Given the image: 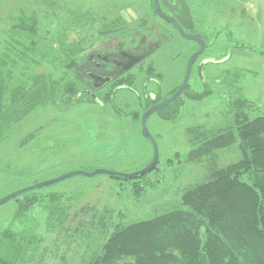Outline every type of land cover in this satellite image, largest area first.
Returning a JSON list of instances; mask_svg holds the SVG:
<instances>
[{
	"label": "rangeland",
	"instance_id": "obj_1",
	"mask_svg": "<svg viewBox=\"0 0 264 264\" xmlns=\"http://www.w3.org/2000/svg\"><path fill=\"white\" fill-rule=\"evenodd\" d=\"M186 1L194 17L192 22L195 26L192 27L186 26L179 12L168 10L162 0L159 4L161 11L175 18L186 33L203 37L206 47L192 66L188 92L202 93L210 89L212 95L201 101H192L182 94L181 101L172 106L176 111L173 120H162L159 113L148 119L147 129L157 144L159 158L155 171L146 177L148 182L140 183L142 191L135 189L131 181L116 180L106 175H75L34 190L41 195L59 193L73 199L63 231L45 230L44 214L38 209L33 211L39 225L35 232L41 240L35 253L39 264H81L95 250L97 240L83 242L73 233L69 232L71 237L67 233L75 227L76 219L72 218L82 207L94 206L98 211L106 208L114 216L123 215L121 221L125 224L144 221L177 208L181 194L203 180L204 169L185 161L190 150L186 130L199 126L206 129L230 126L231 80L235 86L237 83L240 86L244 78L251 80L252 77L244 70L238 73L234 69L248 68L238 59L223 63L240 40L235 33L234 38L227 35L231 27L224 25L223 0ZM167 2L174 4L173 0ZM152 6V0H0V54L7 60L15 58L20 51L12 42L11 27L18 18L32 13L39 19L37 41L41 47H48L51 43L55 45L60 36L68 43L81 39L87 41L86 53L112 38L101 40L99 31L101 24L112 23L117 18L124 22L127 32L123 36L115 35L116 39L112 38L105 46L123 45L129 40V31H135L136 26L140 33L135 37H145L146 28L142 30L139 20L147 16L164 26L160 34L155 29L154 37L151 33L146 35L151 52L140 66L144 71L137 73L132 91H118L109 103L101 99V102L87 101L85 96H81L82 102L74 105L72 97L76 87L69 84L57 107L39 108L12 128L0 144V199L75 171L90 174L96 170H107L129 175L149 165L152 147L141 134V117L137 120L133 114L140 116L144 113V99L148 96L164 101L180 86L188 60L197 48L194 42L183 39L173 26L153 17ZM154 26L161 27L158 24ZM64 32L65 36L62 35ZM248 42L252 44L250 40ZM50 61L30 71L49 74L59 69ZM18 65L17 70L20 71L22 65ZM69 67L76 75L80 73L79 63L69 64ZM149 68H152L150 74L146 71ZM31 135L35 136L26 141ZM216 154L220 167L239 159L236 145ZM15 208V200L0 205V231L10 224ZM14 230H21V227L15 224ZM87 245L91 252H88Z\"/></svg>",
	"mask_w": 264,
	"mask_h": 264
},
{
	"label": "trees",
	"instance_id": "obj_2",
	"mask_svg": "<svg viewBox=\"0 0 264 264\" xmlns=\"http://www.w3.org/2000/svg\"><path fill=\"white\" fill-rule=\"evenodd\" d=\"M139 23L144 30L154 20L147 16ZM39 25L35 13L18 18L10 34L21 58L17 54L7 60L0 54V144L15 125L37 109L58 106L69 84L76 83L69 64L78 62L88 50L87 41L68 43L60 36L56 46L51 43L41 47L37 41ZM101 26V40L127 32L120 18ZM235 47L264 56V52ZM49 60L59 69L49 74L30 71ZM18 63L22 65L20 71ZM146 71L150 74L152 68ZM231 85L232 124L222 129L199 126L186 130L190 150L185 161L204 169L203 180L181 194L177 208L144 221L125 224L121 221L123 215L114 216L106 208L98 211L94 206L82 207L72 218L76 219L72 231L66 228L68 236L71 232L83 242L97 240V246L91 252L87 245L91 254L81 264H264V107L242 97L238 83L235 86L231 80ZM73 91L72 104L82 102L80 90ZM183 94L188 100L201 101L212 91L190 93L187 87ZM111 96L110 91L102 102H111ZM178 101L181 97L158 112L162 120L175 118L172 106ZM160 102L158 98H147L143 112ZM167 108L170 111L163 113ZM141 115L133 117L139 120ZM233 145L239 152L238 161L220 167L216 152ZM146 177L111 178L131 181L135 189L142 191L140 183ZM13 200L16 208L11 222L0 231V264H39L35 253L41 240L35 232L39 225L33 211L38 209L44 214L45 230L63 231L73 199L32 190ZM15 224L21 230H14Z\"/></svg>",
	"mask_w": 264,
	"mask_h": 264
},
{
	"label": "flooded vegetation",
	"instance_id": "obj_3",
	"mask_svg": "<svg viewBox=\"0 0 264 264\" xmlns=\"http://www.w3.org/2000/svg\"><path fill=\"white\" fill-rule=\"evenodd\" d=\"M154 17L158 18L155 13ZM158 19L165 24H169L160 18ZM153 20L154 23H150L145 27L147 31L146 35L151 33L152 37H154L155 29H157L156 31H158L159 34L162 32L161 28L164 29L163 24L157 23L155 18H153ZM155 24H158L161 27L153 28L155 27ZM169 25L173 26L172 24ZM139 33L140 32L130 30L128 33L129 40H127L126 43H123L122 39L121 41L118 39L123 45L119 43V45L116 46H105L104 44L111 41L112 38H115V35H112L108 37H112L111 39L102 42L96 50L86 53L78 62L72 63V65L79 63L78 70L80 73L76 75L73 72L76 76V83L73 85H75L76 89L80 90L81 96H85L87 101L99 102V99H107L111 91L113 96H111L112 100H110L113 101L115 94H117L118 91L123 89H129V91H132V86L137 79V73L144 71V67L140 69V66L149 58L151 52L146 43L149 40L146 39V35H144L145 37L141 35L137 38L135 37V35ZM125 34H122L121 36ZM135 58H138L139 61L135 65L129 67V70L125 71L124 68L130 65ZM102 80L109 82L101 89L94 90L93 85L98 84ZM146 99L147 98H145L144 101H146ZM148 99L154 100L153 97L149 96Z\"/></svg>",
	"mask_w": 264,
	"mask_h": 264
},
{
	"label": "crops",
	"instance_id": "obj_4",
	"mask_svg": "<svg viewBox=\"0 0 264 264\" xmlns=\"http://www.w3.org/2000/svg\"><path fill=\"white\" fill-rule=\"evenodd\" d=\"M162 1L168 10L180 13L186 26H195L192 22L194 19L192 10L187 8L186 0H173L174 4H170L168 0ZM222 8L221 12H225L224 25L231 27L227 35L234 38L235 33L240 39L231 48L229 54H226L228 57L225 60L238 59L239 63L248 66L244 69L234 67L237 72L244 70L252 77L251 80L244 78L240 83L241 95L248 101L264 107V56L235 47L244 46L257 52H264V0H223ZM226 18L229 19L226 20ZM248 40L252 42L251 45ZM250 68H252L251 71H249Z\"/></svg>",
	"mask_w": 264,
	"mask_h": 264
},
{
	"label": "water",
	"instance_id": "obj_5",
	"mask_svg": "<svg viewBox=\"0 0 264 264\" xmlns=\"http://www.w3.org/2000/svg\"><path fill=\"white\" fill-rule=\"evenodd\" d=\"M152 3H153V10H154L155 15L158 18L166 21L167 23L172 24L175 27V29L178 32V34L183 39H185L187 41L194 42L197 45L198 49L189 58L188 63L186 65L184 78H183L180 86L176 90V92L171 97L167 98L166 100H164V101H162V102H160V103H158V104H156L154 106L149 107L141 116V119H140L141 134H142L144 139H146L147 141L150 142L151 147H152V151H153L152 160L149 163V165L146 168H144L143 170H140L139 172H136V173H133V174H129V175L116 173V172H113V171H107V170H96V171H94V172H92L90 174H86V173H83V172H80V171H75V172L69 173L67 175H64V176H62L60 178H57V179H54V180H51V181H48V182L39 183V184H36V185L31 186L29 188H26V189L17 191V192H15L13 194H10V195L0 199V205L4 204V203H6V202H8L10 200H13V199L17 198L22 193H25V192H28V191H32V190L41 189V188H44V187H48V186H50L52 184H55V183L60 182V181H63L65 179L70 178V177L75 176V175H85V176H88V177H93L95 175H106V176H109V177L123 178V179H126V180H133L136 177H143L145 175H149L150 173H152L156 169L157 164H158L159 152H158V147H157V144H156L154 138L148 132L147 125H146L147 121L150 118V116H152L155 113L160 112L161 110H163L167 106L173 104L174 102H176L182 96V94L184 93V91L188 87V82H189L192 66H193L194 62L199 58V56L203 53V51L205 49V42L202 39V37L199 36V35H191V34L186 33L175 18H172V17H169V16L165 15L161 11L159 0H152ZM138 61H139V59L135 58L134 61H132V63L130 65H128V66H126L124 68V70L125 71L129 70V67H131L132 65H135ZM203 65H204V63L201 65V67ZM108 82L109 81L102 80V81L99 82L100 84L98 83V84L93 85V89L94 90H99L104 85H106Z\"/></svg>",
	"mask_w": 264,
	"mask_h": 264
},
{
	"label": "bare ground",
	"instance_id": "obj_6",
	"mask_svg": "<svg viewBox=\"0 0 264 264\" xmlns=\"http://www.w3.org/2000/svg\"><path fill=\"white\" fill-rule=\"evenodd\" d=\"M151 117V116H150Z\"/></svg>",
	"mask_w": 264,
	"mask_h": 264
}]
</instances>
